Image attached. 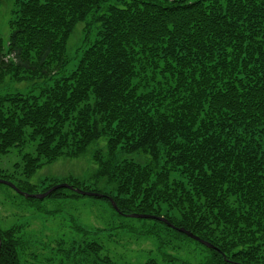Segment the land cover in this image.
Instances as JSON below:
<instances>
[{"label":"trees","instance_id":"obj_1","mask_svg":"<svg viewBox=\"0 0 264 264\" xmlns=\"http://www.w3.org/2000/svg\"><path fill=\"white\" fill-rule=\"evenodd\" d=\"M14 14L7 47L0 33V84L54 80L76 26L92 15L98 29L72 73L39 95L0 99V157L37 143L23 156L31 177L106 138L95 176L116 194L73 177L44 192L67 183L105 195L94 198L119 216L165 217L218 250L140 220L158 225L150 233L161 247L208 252L199 264H264V0H19ZM121 153L151 160L116 162ZM0 179L39 194L3 170ZM0 237V264H22L19 232L0 228Z\"/></svg>","mask_w":264,"mask_h":264},{"label":"rangeland","instance_id":"obj_2","mask_svg":"<svg viewBox=\"0 0 264 264\" xmlns=\"http://www.w3.org/2000/svg\"><path fill=\"white\" fill-rule=\"evenodd\" d=\"M19 0H0V33L5 47L11 34L10 22L15 17ZM98 27L90 15L80 22L73 32L67 49L68 65L54 78L74 71L89 44L94 41ZM54 80L16 82L11 76L0 84V99L11 94L39 95L54 84ZM37 143L27 140L0 157V170L12 174L21 182L35 186L36 193H43L50 186L73 177L86 188L115 193V184L97 179L94 157L98 152L107 154V139L95 142L80 158H59L41 166L31 177L24 174L23 156H35ZM132 160L148 164L151 158L144 155L121 153L116 162ZM17 182V181H16ZM80 196V195H79ZM159 228L152 220L131 219L119 216L107 201L94 197H74L65 190L58 197L28 200L13 188L0 184V228H15L24 242L22 264H199L208 252L187 243H179V251L161 247L152 228ZM83 230V232L81 231ZM98 244L101 251L92 254L87 248ZM171 247L175 248L174 242ZM166 254V257L162 255Z\"/></svg>","mask_w":264,"mask_h":264},{"label":"water","instance_id":"obj_3","mask_svg":"<svg viewBox=\"0 0 264 264\" xmlns=\"http://www.w3.org/2000/svg\"><path fill=\"white\" fill-rule=\"evenodd\" d=\"M0 184H5V185L13 188L14 190H16L19 194L23 195L26 198H30V199H45L48 196H50L54 191H56L58 189H62V188L68 189V190H72V191H74L77 194L82 195V196H88V197H96V196H98V197H106L105 195L100 194V193L88 192V191H85V190L80 189V188H75V187H73V186H71V185H69L67 183L58 184V185L52 187L47 192L41 193V194H30V193H26V192L22 191L21 189H19L14 183H12L10 181H7V180H4V179H0ZM111 202H112V205L115 208V210L117 212H120V209L117 207L116 203L112 199H111ZM127 216L128 217H131V218H135V219H154V220H159L161 222L166 223L171 228L177 229L178 231H180V232L186 234L187 236H189L190 238H192V239H194V240L202 243L203 245L207 246L208 248L218 250L214 245H212L211 243H209V242L201 239L200 237L194 235L192 232L186 230L185 228H177V227H175L165 217H159V216H156V215H149V214H136V213L135 214H129ZM1 244H2V241H1V237H0V248H1Z\"/></svg>","mask_w":264,"mask_h":264}]
</instances>
